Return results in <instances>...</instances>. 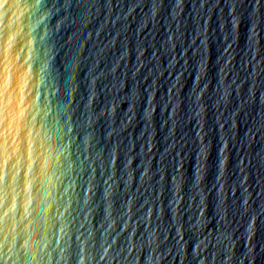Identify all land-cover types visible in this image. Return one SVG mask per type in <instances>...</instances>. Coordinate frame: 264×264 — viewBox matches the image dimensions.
Returning a JSON list of instances; mask_svg holds the SVG:
<instances>
[{"label":"water","instance_id":"95a60500","mask_svg":"<svg viewBox=\"0 0 264 264\" xmlns=\"http://www.w3.org/2000/svg\"><path fill=\"white\" fill-rule=\"evenodd\" d=\"M0 264H264V0H0Z\"/></svg>","mask_w":264,"mask_h":264}]
</instances>
